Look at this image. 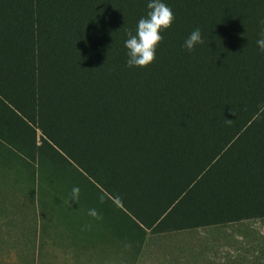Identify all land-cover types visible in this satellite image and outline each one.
I'll return each instance as SVG.
<instances>
[{"label": "trees", "instance_id": "1", "mask_svg": "<svg viewBox=\"0 0 264 264\" xmlns=\"http://www.w3.org/2000/svg\"><path fill=\"white\" fill-rule=\"evenodd\" d=\"M149 2L0 0V164L92 184L130 234L263 219L264 0H162L176 19L129 68Z\"/></svg>", "mask_w": 264, "mask_h": 264}, {"label": "rangeland", "instance_id": "2", "mask_svg": "<svg viewBox=\"0 0 264 264\" xmlns=\"http://www.w3.org/2000/svg\"><path fill=\"white\" fill-rule=\"evenodd\" d=\"M28 160L13 156L8 165L0 164V264H264V218L176 233L130 234L127 215L116 220L120 213L100 189L81 180L69 184L51 178L48 170L39 173L36 162ZM70 185L81 190L78 203L70 200ZM91 208L103 219L89 216Z\"/></svg>", "mask_w": 264, "mask_h": 264}, {"label": "clouds", "instance_id": "3", "mask_svg": "<svg viewBox=\"0 0 264 264\" xmlns=\"http://www.w3.org/2000/svg\"><path fill=\"white\" fill-rule=\"evenodd\" d=\"M150 10L146 17H141L138 21L136 33L133 34L131 29L126 32L127 39L125 40V47L128 49L127 66L146 68L156 60V50L163 42L164 36L162 33L169 29L174 23L176 17L173 10L162 0H150L147 5ZM264 24V20H261ZM204 40L201 35L200 28L194 29L184 42V47L188 51L194 50L197 44H203ZM257 47L264 52V31L261 33V38L256 41ZM233 120L226 119L227 124H231ZM80 188L75 186L72 188L71 199L79 202ZM105 197L100 196V202H104ZM69 204V201H67ZM69 206H71L69 204ZM95 220H102L103 216L95 208H91L87 213ZM91 228V224L85 226Z\"/></svg>", "mask_w": 264, "mask_h": 264}, {"label": "crops", "instance_id": "4", "mask_svg": "<svg viewBox=\"0 0 264 264\" xmlns=\"http://www.w3.org/2000/svg\"><path fill=\"white\" fill-rule=\"evenodd\" d=\"M7 233H8V235H10V232H8L7 231ZM48 249V248H47ZM55 250H57V248L55 249ZM57 253V251H55V254ZM13 264H40V263H36V262H19V263H13ZM42 264H65L64 262H43ZM69 264H71V263H69ZM73 264H76V263H73Z\"/></svg>", "mask_w": 264, "mask_h": 264}]
</instances>
